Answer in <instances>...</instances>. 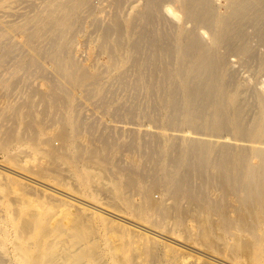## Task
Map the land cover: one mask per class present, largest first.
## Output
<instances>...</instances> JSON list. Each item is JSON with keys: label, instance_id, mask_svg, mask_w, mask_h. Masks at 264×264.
I'll return each mask as SVG.
<instances>
[{"label": "bare ground", "instance_id": "6f19581e", "mask_svg": "<svg viewBox=\"0 0 264 264\" xmlns=\"http://www.w3.org/2000/svg\"><path fill=\"white\" fill-rule=\"evenodd\" d=\"M44 1L45 2L42 9H39V11L33 16H29L24 24H18L17 26L13 25L8 29V33L12 32L14 35L20 34L22 36V41L19 44L31 46L34 52H32L31 50L30 51L33 54H25L22 51L21 45L10 42L4 45L2 51L0 50V59L1 65H7L6 67L8 68L13 67L12 76H15L16 72L21 68H25L27 70L38 68L43 70V64H49L48 66L53 68L52 70L55 72L56 77L59 78V85H61V89L59 85H54V87H50V90H48V92H43V94H41V92L40 94L43 96L41 97L42 99L46 98L45 94L47 96H52V100L57 102L58 104V102H61V98H64L61 97L63 96L61 92L65 91V87L63 86H65L66 82L69 86H73V84H75L79 80L91 76V73L89 71H87L76 60L70 57V48L73 36H76V33L78 34L83 29V24L82 29L81 27H79L82 23V19H84L82 17V12L84 10L86 11L87 9V11L90 10L89 13H92V11L94 12V6L98 4L94 3L95 5H92V0ZM132 1L133 0H114L115 6H113V9L117 7L118 9H120V11H123L128 3L130 5L132 4ZM140 1L142 2V4L140 5L142 8L136 11L131 16V19H128L124 23L121 21L119 15H116L118 11L116 10L117 12L113 13V11L115 10L112 9L113 16L111 15V23L110 21L107 22L109 23L108 25H106L107 23H104L105 26L103 25L102 35H104L105 38H109L113 34H115L117 36L116 38L118 39H116V42H119V39L129 38L133 33H136V28L138 26L142 27L141 34H139V36L137 35L138 38H134L136 40H132L133 42L129 43L128 46H124V43L123 46L116 45L115 47L102 46L103 43L99 44L100 47L97 48V51H95L96 56L98 57L97 59H99L101 55L107 54L109 58L112 59V63L114 62L113 66L115 69L119 68L123 62H127V60H129L130 58H133V61L135 60L137 62L138 60H140V58H151L150 55H152L155 60L161 59L163 57L168 58L170 66L159 67L157 66L158 64H155L150 69L147 68L148 71L150 70L151 76L153 75V77L160 78V82L158 83L156 90H153L152 88V91L150 92L151 89L149 88V98L152 99L153 96L157 98L156 104L152 103L141 105L140 102L137 103L131 101L130 105H126V102L121 103L116 106V109L129 108L131 111H135L140 107H142V109L149 108L152 112L157 113L154 116H148V118L144 122L146 127L152 128L155 126L163 129L168 128L174 130L175 132H182L184 136H193H191L192 138H179L177 136H172L170 138L171 142L168 145L169 161H167L170 164V169H165L164 167L158 165V167L156 166L154 168L153 172L142 174V176L144 177L141 176V178L152 179V185H148L147 187H144L142 189L141 193L143 194V200L140 203L139 207L144 210L147 219H149V210H159L161 207L164 210L165 217H169V215H171L170 213H173L172 210H176L180 214H187L189 212L191 213V211L194 210L195 214L193 215L195 217V220H197L202 225V238L208 243L212 241L214 231H217L216 229H218L217 227L228 230L229 228H235V226H239L243 231L253 235V241L244 239L241 248L242 252H250L255 248V244L262 242V239L257 234V231L261 227L262 223H264V220L258 221L264 219V95L258 93V96L260 98V108L257 107L258 111L255 116H253L251 119L248 118L249 120H246L247 118L245 116L246 113L244 110L245 104H242L240 102L238 96L235 95L236 93L232 91L233 88H230L232 85H235L234 76L233 78L228 77L229 79L225 78L222 69L227 64L229 55L236 53L248 54L249 56L255 55L256 59L260 61V64L264 65V52L262 55H258L259 53H257L255 45H253L252 41V38L255 36L258 44L264 46V0H226V11L224 13H220V11H217V3L215 2V0ZM132 7L135 8V5H132ZM124 14L122 13L121 15L123 16ZM168 14L174 16V18L182 20V23H175L173 17H169ZM86 17L87 14L85 15V18ZM188 22L191 23L190 27H185V24ZM97 25H99V20ZM159 25H169L168 27H166V29L168 28V31H166L167 33H162L161 30L163 28L161 27L160 29ZM249 28H252L253 30L250 31ZM202 31L209 35V41L204 39ZM161 34H169L170 39L172 40L168 41L166 40L168 39V37H165L166 42L162 41L161 39L163 35ZM156 35L159 38L154 37L155 40L152 41L153 43L149 42L150 44L145 46L148 49L147 54L146 50L144 51L143 40L144 38L147 39L148 36L150 37ZM104 36L102 37L104 38ZM7 37V31L1 30V44L5 42L4 40H6ZM101 41H105V39H102ZM111 44L109 43V45ZM133 51L138 52L139 56H133ZM146 54L147 56H144ZM94 56L93 58H95ZM93 60L96 61L95 59ZM92 64L90 63V65ZM129 65H132V62ZM136 70L138 71V77L142 79L145 75V69L139 68L137 66L135 71ZM146 73L148 74L147 71ZM125 75H129V73H126ZM93 76L96 75L94 74ZM122 77H120V79ZM146 79H148V77ZM152 85L150 84L151 87ZM33 91L34 92L32 93V95L36 94L35 90ZM31 96L28 101L21 105L23 106V108L25 107V113L28 116L33 114V107H35L33 102L30 100L32 98ZM137 96L138 92L137 95H131L130 97H133L134 99ZM141 97H145L144 94ZM46 102L44 104L46 107H48L49 105ZM54 105L55 104H53V107ZM63 105L65 106L66 104L63 103ZM19 106H17L16 111L21 108V106ZM46 109L48 110V108ZM53 115L54 114H52V116ZM110 116L111 117L108 121H111V123L117 121L122 124L126 123L124 125L136 126H138L137 124L140 123L139 121L135 120L133 116H121L119 113L118 116L116 115V117L113 114ZM53 117L51 118L53 119ZM43 118L44 117L42 115L41 119ZM15 119L16 118L14 116V120ZM16 121L14 122V124L17 123ZM62 121V126L56 136L62 141L61 146L63 147L69 144L72 130L74 127H76V125L73 121H69V116L65 118V122L63 121L64 124L62 123ZM33 123L34 122L32 119L28 120V122L25 121L23 127L26 128L25 126H27L28 128H30L32 127ZM9 128L10 130L7 132L6 137H2V140L0 137V142L4 141V139L8 140L9 142L11 139L14 140L15 131L11 129V126ZM32 129L34 130V128H31V130ZM25 130L27 131V129ZM35 131L36 128L34 130V133ZM133 131L134 132H129L131 136V139L129 138L130 140H127L129 146L131 145L133 147V145L139 143V141L141 142V138L144 139L142 140V144L143 142H145V145L148 144L149 147L150 145H152L151 147L153 151L157 150V148L159 149V147H162V141H164V144H166L165 136L156 135L154 129L152 130L154 134H151L149 132L148 137H146V141V133L139 134L135 133V130ZM142 131L145 130L142 129ZM34 133H31V135H33ZM21 135H24V133ZM27 135H29L28 132ZM196 136H202L204 138L197 139ZM29 137L36 138L35 136L30 135ZM206 137H213L212 139L219 138L222 139L223 142H228V140L231 139L232 141L234 139V141L246 140L259 142L262 146L255 149L254 151L255 156L259 158V162L251 167H247L245 164V167L243 166V164L241 166L239 164V153H241L242 158H245L247 155H249L248 152H246L245 150L239 152V145H234L235 143L233 145L223 143L219 146H215L214 144L208 142L206 140ZM104 139L106 138L103 137V140ZM6 140L4 142H7ZM103 140L101 146H96V148H94V152L95 150L98 151L106 149L108 145L110 146L111 143H109V141H106L108 139L104 140L105 143H103ZM57 141L59 142V140ZM114 142L116 141H113L112 143L114 144ZM33 143H36V141ZM50 144L52 146L51 142ZM56 145L55 147H51V150H48L49 152L45 151L47 152V154H49L50 157L52 156L53 158H57V156L59 155L58 152L60 151L58 146L60 144L57 145L58 148L56 147ZM81 148H79V150ZM38 150H40V148ZM212 150L216 153L214 156H210V152H212ZM80 151H82V149ZM80 151L78 154H80ZM135 151L137 150L135 149ZM62 152H64V150ZM94 152H92V154ZM107 152L108 151H106V154ZM106 154H104V156H107ZM151 155L149 153L148 157H151ZM99 158H101L100 154ZM104 158L101 159L104 160ZM145 162L143 161V163ZM133 163L136 162L133 161ZM130 166L132 167L133 165L131 164ZM120 168L122 167L120 166ZM140 169L142 170V168ZM99 174H101V172ZM98 176L101 177L103 175ZM92 177L95 179L94 182L98 180L97 176L93 175ZM92 177L89 178L92 179ZM103 177L101 178V182L104 179ZM125 178H127L126 175ZM123 181L125 182V180ZM98 182L100 183V181ZM129 182L132 185V190L135 189V179L133 177H129ZM114 183L116 184L117 180L116 182L114 181ZM102 184L104 185L105 182L101 183V186H98V188H104ZM206 184H209V187L210 185L216 186L217 184V186L221 188V190H223L224 196L231 194L237 197L239 206L236 208L234 207L236 212L235 217H232L231 214H229L230 209H233V204L231 205L229 201H226L228 199L226 196L225 197L227 199L224 200H221L220 198L209 200L207 193H198V188L203 187ZM157 186H161L163 190H166V192L171 195V198L173 200V203L171 202L172 205L170 204L169 206H161L162 200H156L153 197L154 188H157ZM22 187L26 189L27 185L25 186V184L22 183ZM129 187L130 186L127 185V188L125 187V189H129ZM109 189H111L110 192H112V187ZM182 198L186 199L187 205L185 204L184 206L181 203ZM12 205L14 207L15 204ZM18 205L16 206L17 208H19ZM16 207L13 208L15 210H13L10 215L5 213V217L2 221H8L6 225H1L0 222V233L2 232L3 235L5 234V236L2 235L3 237L0 235V264H6L5 262L7 261H5V255L3 253V250L1 249V240H4L6 238L7 225H11L22 236L33 235L34 237L33 241L29 243L19 245H17L16 243L18 248V250H16L19 251L20 256L18 264H87L83 262H85V259L88 257L98 259L101 258L103 251L101 240L95 238L90 240L89 238L88 244H81V241L87 239L88 232L92 230L91 221H96L95 213H91L85 207L79 206L78 218L75 219V217L71 219L73 224L70 225L69 223L71 227L68 231H65L66 233L64 234L66 236L63 237L65 238L64 241L61 238L65 244V247L64 245L62 247H58L57 245L58 243H60V240H55L54 238H51V236L55 233H58L55 234L56 236L59 234L64 235V230H62L60 226L54 227V225H56V221L55 223L53 222L54 225L51 226L52 224L49 225L50 222L49 224H46L48 223L46 222L47 220H44V218L41 217L38 212H28V214L25 215L22 214V210H18L16 209ZM206 214H211V216L212 214H217L219 216V219H208ZM186 217H188V215ZM183 219L185 220V217ZM16 221L21 222L17 223ZM134 222H132V224L138 226V223ZM115 229H118V231L122 232L123 237L125 238L122 243L113 245L111 243L109 244L111 246L110 248L113 251L117 250L122 252L119 256L120 262L126 261V263L128 262L129 264H137V260L139 258H142L144 262H150V260L152 261L153 259H156L157 256H159V252L162 250L161 246H157L156 244L152 245V242L148 244L144 242L141 245V237L140 240L138 239L140 245L137 243L139 246L136 245L137 247L135 246V250L132 251V241L137 234L122 227L115 226ZM36 230L38 231L37 233H35Z\"/></svg>", "mask_w": 264, "mask_h": 264}, {"label": "rangeland", "instance_id": "374dc122", "mask_svg": "<svg viewBox=\"0 0 264 264\" xmlns=\"http://www.w3.org/2000/svg\"><path fill=\"white\" fill-rule=\"evenodd\" d=\"M44 2H45L44 0H6V1L0 0V35H1V30H5L7 31V36H8L7 39L4 40L5 42L3 41L4 42L3 44H1V39H0L1 51L4 45L12 42L21 45L22 51L25 54L27 55L33 54L32 52H34V50L33 48H31V46L19 44L22 41L21 40L22 36L20 34L14 35L12 32L8 33V29L13 25L17 26L18 24H24L29 16H33L39 11V9H42ZM215 2L217 3L216 6L217 11L218 12L220 11V13H224L226 11L225 5L227 4V1L215 0ZM91 3L92 5H95L94 3L98 5L94 6V12L92 11V13H89L90 10L87 11V9L86 11L84 10L82 12V17L85 20L82 19V23L80 24L79 27H81L82 29V24L84 26L83 29L78 34L76 33V36L75 35L73 36L71 42V48H70V57L76 60L87 71H89L91 73V76L79 80L78 82L73 84V86H69L68 83L66 82L65 86H63L65 87L64 88L65 91L61 92V94L63 95L61 97L64 98H61L60 100L61 102H58V104L57 102L52 100L53 98L50 95L47 96L45 94L46 96L45 99L47 102L45 101V99L41 98L43 97L41 94H43V92H48L51 86L54 87V85L60 84L59 78L56 77L55 72L52 70L53 68L48 66L49 64H43L44 67L43 70L38 68H32L30 70L21 68L16 72L15 76L14 75L12 76L13 67L8 68L6 67L7 65H1V59H0L1 140L2 137L4 138L6 137L7 132L10 130L9 128L10 126L11 129L15 131L14 140L11 139L9 142L8 140L4 139V141L6 140L7 142L4 141L0 142V144L2 143L0 145L1 225H6L8 222V221H2L5 217V213L10 215V213L13 210H15L13 208L16 207L19 203L18 205L19 208L16 207V209L22 210L23 211L22 214L26 215L28 214V212L32 213L36 211V213L38 212V214L41 217H43L44 220L45 219L47 220L46 222L48 223L46 224H49L50 222L49 225L52 224L51 226H53L56 221L55 223L56 225H54V227L60 226V228L64 230L63 231L64 234L66 233L65 231L69 230V228L71 227L70 225L73 224L71 219L75 217H76L75 219L78 218L79 215L78 209L79 206H82L85 207L91 213H95L96 221H91L92 230L88 232L87 239L81 241V244L82 243L84 245L88 244L89 238L90 240L95 238L101 240V243L103 245L101 258L98 259V258L88 257L85 259V262L83 263L129 264L128 262L126 263V261L120 262L119 256L121 255L122 252L117 250L113 251L110 248L111 246L109 245L110 243L112 245L122 243L123 240L125 239L123 237L122 232L118 231V229H115V226H117V227L125 228L126 230L132 231L133 233L137 234L134 240L132 241V245H131L132 251H134L135 248L140 245V243L142 245V243L144 242L147 244L152 242L151 243L152 245L156 244L157 246H161L162 250L159 252V256H157L156 259H153L152 261L150 260V262L149 261L144 262L142 258H139L137 260V264H193V263L195 264H264V244H263L264 223H262L261 227L257 231V234L261 237L262 242L255 244L256 246L252 251L249 250L250 252L247 251L242 252L241 248H242L243 240L247 239L253 241L252 234L243 231L239 226H235V228H229L228 230L217 227L218 229H216L217 231H214V236L212 241L208 243L202 238L201 235L202 225L197 220H195V217L193 215L195 214L194 210H192L191 213L189 212L187 214H180L176 210H172L173 213H170L171 215H169V217L168 216L165 217L164 210L161 207L159 210L158 209L149 210L148 211L149 219L146 218L144 210H142L139 207L140 203L143 200V194L141 193V191L144 187H147L148 185L149 186L152 185V181H151L152 179L141 178L142 174L147 172L148 173L153 172L154 168L156 166L158 167V165L164 167L165 169H170L171 168L170 164L169 162H167L169 161L168 145L171 142L170 138L172 136H177L179 138H192L191 136L193 135L184 136L182 132H175L174 130L168 128L163 129L154 126L152 128L156 132L155 134L160 136H165L166 138L165 141L166 144H164V141L161 142L162 147H159V149L157 148V150L153 151L151 147L152 145H150L149 147L148 144H146L147 146L145 145V142H143L142 144V140H144L143 138H141V142L139 141V143L133 145V147L131 145L130 146L128 145L127 140L131 139V136L129 134L130 131L134 132L133 130H135V133H139V134L146 133L147 135L145 136V141H146V137H148L149 132L151 134L152 133L154 134V132L152 131L153 129L150 127H146L144 122L146 121L148 116H154L157 112H152L149 108L142 109V107H140L135 111H131L129 108L116 109V106L125 102L127 103L126 105H130L131 101L137 103L140 102L141 105L152 104V103L156 104L157 98L153 96L151 99L149 98L150 97L149 95L150 92L152 91V88L153 90H156V87L160 82V78L153 77V75L151 76L150 70L148 71L147 68L150 69L155 64H158L157 66L159 67L170 66L169 60L166 57L161 58L162 61L161 59L155 60L152 57V55H150L151 58H146V57L140 58V60H138L137 62L135 60L133 61V58H130L129 60H127V62H123L119 68L114 69L113 66L114 62L112 63L111 61L112 59H110L107 54H103L99 59H97L98 57L96 56L95 51H97V48L100 47L99 44L103 43L102 46L115 47L116 45L123 46L124 43V46L125 45L128 46L129 43H132L134 40H136L134 38H138L137 35L139 36V34H141V30H142L141 26H138L136 28V33H133L129 38L119 39L120 43L118 41L116 42L117 36L115 34H113L109 38H105V36L102 35V29H103V25L105 26V24L108 21H110L111 23V18H112L111 15L113 16V13L117 11L119 14L116 13V15H119L123 23L128 19H131V16L136 11L142 8L140 6L142 2L140 0H133L131 2L132 4L130 5L128 3V5L123 9V11H120V9H118L117 7L113 9L114 8L113 6H115L114 0H92ZM132 5L133 6L135 5V8L132 7ZM112 9L115 11H113ZM122 13L125 14L122 16L121 15ZM86 14L87 17L85 18ZM168 16L173 17L175 23L177 24L182 23V20L174 18V16L169 14ZM98 20H99V25H97ZM108 24L109 23H107L106 25ZM190 25L191 23L188 22L185 24V27H190ZM159 26L160 29L161 27L163 28L161 30L162 33L163 32L167 33L166 31H168V28L166 29V27H168L169 25H159ZM249 30L252 31L253 29L249 28ZM161 35H163L161 39L162 41L166 42V40L168 41L172 40L170 39L169 34H161ZM202 35L205 40L207 41L210 40L209 35L207 33H204L202 31ZM102 36H104V38ZM154 37L156 38L157 35L150 37L148 36L147 39L144 38L143 40L144 51L146 50L147 54H148V49L145 46H147L150 43H153L152 41L155 40ZM165 37L166 38L168 37V39L165 40ZM102 39H105V41H101ZM252 41H253V45H255V49L257 53H259L258 55H262L264 52V46L258 44V41L255 36L252 38ZM109 43L110 44L112 43L111 44L112 46L109 45ZM147 54L144 56H147ZM132 55L139 56V53L133 51ZM93 56L95 58H93ZM93 59H95L96 61H94ZM131 62L133 66L129 65L131 64ZM90 63L91 64L93 63L94 65L93 64L90 65ZM137 66L139 68L145 69L144 72L145 75L142 79L138 77V71L137 70L135 71ZM123 70L125 74L129 73V75H125L123 73ZM146 71L148 72V74L146 73ZM222 72L225 78L228 77L233 78L234 76L235 85H232L230 88L231 89L233 88L232 91L236 93L235 95L238 96L240 102L242 104H245L244 110L246 113L245 114L247 118L246 120L251 119L253 116L256 115L258 108H260V98L258 96V93L264 95V65L260 64V61L256 59L255 55L249 56L248 54L236 53L229 55L227 64L223 67ZM94 74L96 76H93ZM119 75H122L124 78ZM120 77L122 78L120 79ZM145 77L146 78L148 77V79H146ZM150 84L151 85L153 84L154 87L153 85L151 87ZM59 87L61 89V85H59ZM33 90H35L36 93L34 95H32V93L34 92ZM137 92H138V96L136 98L133 99V97L132 98L130 97L131 95L132 96L137 95ZM143 94L145 97L142 98L141 96ZM30 96L32 97L30 100L33 102L35 107H33L34 109L33 114L28 116L25 113V107L23 108V106L21 105H23L26 101H28ZM45 102L49 105L48 107L45 106L44 104ZM63 103L66 105L64 106ZM53 104L56 105V108L58 107L57 110L55 108V105L53 107ZM19 105L21 106L22 109L19 108L16 111V108ZM64 107H66L67 109ZM46 108H48V110ZM53 109L55 110V112ZM118 113L121 116H128V117L133 116L135 120L139 121L140 123L137 124L138 126H136V125H124L126 123L122 124L117 121L112 123L111 121H108L111 117L110 115L113 114L116 117V115L118 116ZM16 114L19 119L16 117ZM52 114H54L53 115L54 117L52 116ZM42 115L44 117L43 118L44 120L41 119ZM14 116L16 118L15 120H14ZM68 116H69V121L70 122L73 121L76 127H74L72 130L69 144L67 146L62 147L61 146L62 141L56 135L60 131V128L62 126L61 121L63 120L65 122V118ZM51 117H53V119ZM31 119L34 122L32 127L28 128L27 126H25L26 128H24L23 125L25 124V121L28 122V120ZM15 121L18 124L17 123L14 124ZM88 125L90 126V128ZM31 128H34V130L36 128L35 133L33 129L31 130ZM25 129H27V131ZM142 129L145 131H142ZM22 132L24 133V135H21L23 134ZM27 132L30 136H35L36 138L29 137V135H27ZM31 133L34 134L31 135ZM103 137L108 139V140L106 139L104 140L109 141V143H111L110 146L108 145L107 147L108 149L105 147L106 149L98 150V151L95 150L94 152V148H96V146L102 145L101 143ZM196 137L197 139L204 138L202 136H196ZM206 138L208 142L214 144L215 146H219L220 144L223 143L230 145H233L235 143L234 145H239V152H241L242 150L248 152L249 155H247L245 158H242L241 153H239V164L241 166L243 164L244 167L245 165L247 167H251L259 162V158L256 157L254 153L255 149L260 148L262 146L261 143L259 142H252L246 140L234 141V139L233 141L231 139L228 140V142L227 141L223 142V140L219 138L218 139L217 138L212 139L213 137H206ZM34 140L36 141V143H33L35 142ZM57 140H59V142ZM111 141L112 142L116 141V142H114L113 144ZM50 142L52 143V146ZM56 143L57 145L60 144L58 146L60 152H58L59 155L57 156V158H53L52 156L50 157L49 154H47V152L51 150L50 149L51 147H55ZM103 143H105V141ZM39 148L40 150H38ZM79 148H81L82 151H80L81 149L79 150ZM135 149L137 151H135ZM63 150L65 154L64 152H62ZM27 151L30 153H28ZM79 151L80 154H78ZM106 151H108L107 154ZM92 152L94 153L92 154ZM149 153L150 155L152 154L151 157L149 156L150 158L148 157ZM210 153H211L210 156H214L216 154L215 151L213 150ZM99 154L101 158L104 157L107 158H104L103 160L99 158ZM104 154H106L107 156H104ZM133 161L136 163H133ZM143 161L146 162L143 163ZM123 163L126 165H124ZM131 164L133 165L132 167L130 166ZM120 166L122 168H120ZM140 168H142V170ZM98 170L99 173L101 172V174L98 173ZM95 172H97L98 174ZM93 175L98 177V180H96L95 182H94L95 179L92 177ZM98 175L100 176L105 175V176L99 177ZM125 175L127 178H125ZM89 177H92L93 181ZM102 177L104 179L101 182ZM129 177H133L136 181V184L134 185L135 189L133 190L131 188L132 185L129 182ZM116 180L117 183L115 184L114 181L116 182ZM123 180H125V182ZM98 181H100V183ZM103 182H105L104 185L102 184L104 188L102 187L98 188V186H101V183ZM123 182L130 186L129 189H125V187L127 188V185L124 184ZM22 183L25 184V186L27 185L28 188L27 187L26 189L23 188ZM111 187H112V192L114 194L110 192L111 189L109 188ZM208 187L209 184H206L203 187H199L198 193L199 194L207 193L209 200H213L216 198H220L221 200H224L228 198L226 201L227 202L229 201L231 205L233 204L232 205L233 209H230L229 214H231L232 217H235L236 212L234 207L236 208L239 206L237 197L235 195L230 194L227 196L225 195L227 197L226 198L224 196L223 190H221V188H219L217 184L216 186L210 185L209 187L210 189ZM153 197L156 200H162L161 206L163 205L169 206L171 202L173 203L171 195L167 193L166 190H163L161 186H157V188L156 187L154 188ZM12 198L14 199V201ZM15 200L17 202V205ZM181 203L185 206V204L187 203L186 199L182 198ZM12 204H15L16 206L14 205L13 207ZM187 215L188 217H186ZM206 216L208 217V219H213V218L219 219V216L217 214L215 215L212 214V216L211 214H206ZM184 217L185 220L183 219ZM263 220L264 219L258 221H263ZM16 222L20 223L21 221H16ZM132 222L138 223L137 224L138 226L132 224ZM62 223L64 226L62 225ZM37 232L38 231L36 230L35 233ZM6 233H7L6 238L4 240H1V249L3 250V253L5 255L4 257L5 261L7 260L5 263L18 264L20 260V256H19V251H17L18 250L17 245L29 243L33 241L34 237L33 235L22 236L11 225H7ZM55 234H53L51 238H54L55 240H60V243H58L57 246L62 247L64 245L65 247V244L63 242L65 238L63 237H65L66 235L59 234L56 236ZM0 235L2 236L3 233L1 232ZM3 236H5V234ZM61 238L63 239V241ZM138 239L140 240V243ZM61 241L63 244L61 243Z\"/></svg>", "mask_w": 264, "mask_h": 264}]
</instances>
